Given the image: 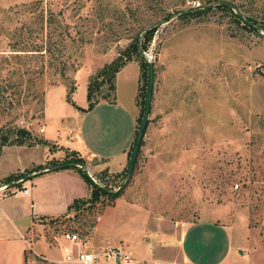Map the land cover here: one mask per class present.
Returning a JSON list of instances; mask_svg holds the SVG:
<instances>
[{
  "label": "rangeland",
  "instance_id": "1",
  "mask_svg": "<svg viewBox=\"0 0 264 264\" xmlns=\"http://www.w3.org/2000/svg\"><path fill=\"white\" fill-rule=\"evenodd\" d=\"M207 1L0 0V138L16 127H23L33 138H39L38 129L43 122L47 134L53 132L54 125L63 128L74 125L91 146L114 152L117 143L113 115L129 109L132 81L118 79L115 103L100 101L83 121L72 116L67 93L72 97L70 90L75 88L73 77L78 69L91 70L90 75H95L137 36L141 44L142 33L155 27L148 48L142 52L146 60L154 62V83L149 122L133 170L129 177H124L122 171V175L115 176L106 169L93 171L91 176L98 185L112 191L123 184L120 196L125 199L130 191L128 195H135L139 204H144L145 210L155 216L148 225L138 215L135 217V229L141 225L148 227L144 240L153 243L155 236H166L160 232L166 228L170 231L173 225L177 228L181 223L184 226L198 222L199 232H193L194 237L185 242L189 264H256L257 255L235 260L227 246L241 244L244 232L241 228L246 227L251 237L256 238L247 250L251 252L260 246L264 249V0H225L256 22L254 30L243 27L229 10L217 5L197 16L179 15ZM215 1L219 0L209 3ZM129 62H133L130 70L138 78L134 99L137 118L138 88L143 81L137 61ZM48 89V117L43 120L44 95ZM162 120L181 124L168 129L165 136H178L182 141L168 147L183 154L195 152L197 161H193L192 171L188 166L181 173H168L166 178H160L159 185L142 189L137 185L141 179L145 184L140 175L148 162V153L154 150V130ZM58 133L64 141L65 130ZM31 147L3 145L0 160H4L6 167L0 174L32 169L43 152ZM33 178L30 175L22 183L32 185ZM20 190L15 185L0 190L2 212L11 216L9 207L15 206L14 203L22 209L30 195L19 194ZM99 202L73 209L76 212L69 218V224L78 228L85 242L90 240L99 221L95 217L104 210L107 212L103 221L114 223L108 211L112 202L106 198ZM228 214L241 230L236 229L231 238L219 237L218 247L204 253L205 244L209 245L212 238L207 240L209 229L201 226L207 227L209 222L223 231L230 225L229 221L225 223ZM15 224L19 227L17 221ZM122 226L124 231L129 227L127 223ZM150 227H156L159 233L155 231L152 236ZM0 232L7 235L3 237L7 242L0 251V264H21L19 245L23 241L27 251L26 240L33 246L32 239L20 237L21 241L18 228L5 227L1 220ZM132 255L144 260L140 264H148L150 260L180 264L173 263L166 251L159 254L166 261Z\"/></svg>",
  "mask_w": 264,
  "mask_h": 264
},
{
  "label": "crops",
  "instance_id": "2",
  "mask_svg": "<svg viewBox=\"0 0 264 264\" xmlns=\"http://www.w3.org/2000/svg\"><path fill=\"white\" fill-rule=\"evenodd\" d=\"M130 66H134L133 62L125 64L116 73L115 78V92L117 89V81L119 79L122 81H132V93L131 102L130 105H128L129 109L127 110V108H125L127 113L122 110L119 113L113 115V119L115 120V122L112 123V128L113 135L117 143L114 152H106L104 150L96 149L91 146V142L89 143L88 140H86L85 135L82 136L81 134H79V128L74 125L73 126L75 127L76 131L74 132L75 134L73 133L74 135L72 134L71 137H68L69 127L63 128L59 124L54 125L53 132L47 134L45 124L46 122H43L42 125H44V130L39 133L38 137L54 145V149L50 150L48 145L43 144H35L34 146H32L31 148H33L34 151L40 149L41 152H43L41 158L36 160V162L34 161L33 166L39 164L46 166L50 160H57V163H60L66 157H68V151H75L85 160L84 170L91 178V172L93 171L96 173L101 171L102 169H106L110 174H117L123 171L125 167H127L128 151L134 139L136 128L135 119L138 113V108L134 102L137 92L138 78L130 70ZM90 73L91 70L83 72V69H78L73 77L75 80V88L72 92V98L75 104L80 108H86L88 106L86 91L88 76L90 75ZM48 91L50 90L48 89L44 95L43 116L41 118L43 120L48 117V105L46 101ZM71 106L73 108L72 116H74L78 120L81 119V121H83L84 116H86L98 105L96 104L92 109L87 111L78 109L73 105ZM167 121L162 120L159 123V126L154 130L156 134V137L154 136V138H152L153 141L155 140L153 148L154 150L153 152L148 153V162H146L140 175V178H143L145 184L141 183V179L139 181L140 183H138L137 185L142 189H145V187L147 186L150 187V185H159L160 178H166L165 175H168V173H181L184 169L188 168L189 171H192V167L194 166L193 161H197L198 154L195 152L183 154V152H179L176 149L174 150L172 147H168V145L180 143L182 141V138L178 136H165L166 132H168V129L178 128L181 126L180 123L175 125L174 122L173 125ZM61 129L65 130L66 138L64 139V141L60 138V135L58 133ZM3 151L4 149L1 148L0 156ZM92 160L96 162H93ZM5 165L6 163L4 162V160H0V170L6 167ZM6 173L7 172H2V174H0V177L5 176ZM31 174H34V172ZM24 186H28L29 191L27 193H24L21 188V190L18 192L22 195H30L28 201L26 200L23 203L22 209H20V204L14 203L15 206L11 205V207H9L11 216H9L5 211L2 212V209L0 207V220L5 227L7 226L12 230H14V228H18L19 238L21 237L23 240H25L29 236L32 239L34 249L38 253L43 254L47 259V261H44L40 264H54L50 261L60 260L63 256V246L70 247L72 253L75 254L77 253V251L83 248L87 250L97 251L108 246L122 244L121 241L125 242L122 245H126L127 248L138 259H157L166 261L164 260L165 258L160 256L162 252L166 251V253L169 252V254L171 255L170 260H172L173 263L177 261L180 264L190 263L188 258L189 251L185 247V242L190 240L191 237H194L193 232H199L198 222H187L188 224L184 226H182L181 223L177 226V228L175 227L176 225H173V228L170 231L166 228L160 231L163 232V234H166V236L163 235L161 238L155 236V242L153 243L150 240L147 241L148 239L144 240V232L148 230V227L141 225L140 228L135 229L133 225L135 223V217L138 215L140 219L146 220L147 222L144 224L148 225L154 222L155 216L152 215L149 211L145 210L146 206L144 204H139L140 202L135 198V195H128L130 191H127L126 198L123 199V195L117 197L114 202H112V206L108 210L114 217V223H112L111 225V223L106 224L105 221H103L105 212H107V210H104L102 214H99L95 217L96 220L97 217H99V221L93 227L90 240L85 242L81 239L78 228L75 225L72 226L68 222L69 218H71L72 215L76 212L73 209L68 210V205L74 199L86 198L91 193V184H89L84 179L77 168L68 166L54 171H43L42 173L36 174L34 176L32 185L24 183L23 187ZM2 188L4 187L2 186L0 190ZM5 196L6 195H3L2 198H5ZM98 203L100 202H96V204ZM148 204H151V200L147 201V207ZM15 221L18 222L19 227H17ZM228 221L230 222V225L227 224L223 231H221V229H215V226L213 224H210L209 222H207V227L201 226V228L209 229L207 240H211L212 238L209 245L205 244L202 251L204 253H208L210 250L214 251V248L218 247V245L216 244V240H218L219 237L220 239L226 237L231 238V235L234 234L236 229H243V235L241 234L243 242L241 244H236L233 246H231V243L230 246H227L229 247L227 251H229L230 256H233L235 260H239L242 256L246 257L247 255H257V260L254 258L255 262H257L256 264H264V249L262 246L256 249H252L251 252L247 250V247L253 246L256 238L251 237L246 227L241 229L240 227H236V225L233 224V218H231L230 214H228V220L226 219L225 223H228ZM125 223L129 225L126 231L123 230L122 226ZM34 229L37 232H35ZM65 229L71 232L78 233L81 242L83 243L82 246L66 240L61 232ZM150 229L152 230V236L155 235V231H157L156 227H150ZM38 230L41 233H39ZM21 231H25V234L22 235ZM172 234L173 236H175L176 234L174 239L168 238V236H171ZM5 236L7 235L2 236V233L0 232V251L2 249H5L6 245L4 244L7 242L6 239L3 238ZM126 242L128 244H126ZM202 242H204V240H202ZM19 247L21 264H28V258H31L27 254V251L24 249L23 241L21 243V246L19 245ZM137 249H139V251Z\"/></svg>",
  "mask_w": 264,
  "mask_h": 264
},
{
  "label": "trees",
  "instance_id": "3",
  "mask_svg": "<svg viewBox=\"0 0 264 264\" xmlns=\"http://www.w3.org/2000/svg\"><path fill=\"white\" fill-rule=\"evenodd\" d=\"M208 3L210 0L207 1ZM216 7L222 8V9H227L229 10L235 17V20L239 23L242 24L243 27L249 29V30H254L255 29V24L256 22L251 18L246 16L248 21L252 24L248 23H243L241 20L237 18L236 13L229 7L225 5H217ZM204 13V11H199V12H180V16L183 17H191V16H197ZM254 25V26H253ZM156 28H148L145 30L144 33L141 35V44H138L139 41V36L136 37L131 43L128 44V46L119 52V54L112 59L110 62L105 63L97 72L95 75H90L87 83V91H86V97H87V102L88 106L86 108H80L78 107L74 100L72 99L71 95L67 93V102H69L71 105L75 106L78 109H81L83 111H87L92 109L96 104H98L100 101L105 100L109 103H115L116 101V96H115V78H116V73L129 61L135 60L137 61L140 69V80L143 81V84L139 85L138 88V97L140 98L138 100V104L140 106V112L139 116L136 118V128H135V133H134V138L137 133V129L139 127V123L141 120L142 112H143V107H144V98H145V92H146V83H147V70H148V61L145 59L143 55V51L148 48L149 42L151 41L153 34L155 32ZM153 62V61H152ZM154 64V62H153ZM104 88H107V91L103 92ZM74 90H70V93H72ZM149 122V120H148ZM147 122V124H148ZM147 126V125H146ZM146 129V128H145ZM145 132V131H144ZM134 142V139H133ZM132 142V145H133ZM29 145L33 146L35 144H44L48 145L49 149H54V145L51 143H48L46 140L40 139V138H33L31 133L23 128V127H16L13 130H11L10 133H6L5 135H2L0 138V149L3 145ZM143 144V137L140 140L139 143V148ZM132 145L128 151V163L127 167L121 172L123 173V176L125 177L127 175V170H128V164H129V158L131 154V149ZM139 148L137 150V155L139 154ZM68 157H66L62 162H78L83 164L82 167L80 166H70L73 168H77L84 179L91 184V193L88 197L86 198H76L74 199L69 205H68V210L71 209H78L80 210L83 206H92L96 202L101 201L102 199L106 198L108 201L113 202L117 197L121 195L122 189L124 187L123 184H118L119 188L115 191L109 190L105 186L98 185V183H95L90 176L87 175V173L84 170V164L85 160L79 156L75 151H68ZM137 157V156H136ZM58 161L57 160H50L48 164H56ZM136 162V160H135ZM44 165H36L32 169H28L24 172L20 173H12L9 175H6L2 179H0V187L5 186V188H9L12 185H15V187L23 188V181H19L15 184H13L14 180H19L24 174L29 173L31 176H35L36 171H38L41 168L46 167ZM34 174H31L33 173ZM121 173H117L116 175H119ZM122 175V174H121Z\"/></svg>",
  "mask_w": 264,
  "mask_h": 264
},
{
  "label": "built area",
  "instance_id": "4",
  "mask_svg": "<svg viewBox=\"0 0 264 264\" xmlns=\"http://www.w3.org/2000/svg\"><path fill=\"white\" fill-rule=\"evenodd\" d=\"M44 130V125L39 127V131L42 132ZM76 131L74 126L68 128V137H71L72 134ZM95 183V179H92ZM119 188V186H118ZM117 188V189H118ZM116 189V190H117ZM24 193L29 191L28 186H24L22 188ZM99 219V217H97ZM63 237L75 244H79L82 246L81 239L76 232H71L67 229L62 230ZM26 249L29 257L31 258L28 264H40L44 261H47L45 256L41 253H38L32 246L30 241L26 240ZM63 256L60 260L50 261L53 263H74V264H138L142 261H139L134 258L131 251L122 244L108 246L104 249L92 251L87 249H81L77 251V253L73 254L71 248L68 246L62 247ZM148 264H163L160 261L150 260L147 262Z\"/></svg>",
  "mask_w": 264,
  "mask_h": 264
},
{
  "label": "water",
  "instance_id": "5",
  "mask_svg": "<svg viewBox=\"0 0 264 264\" xmlns=\"http://www.w3.org/2000/svg\"><path fill=\"white\" fill-rule=\"evenodd\" d=\"M214 5H225L229 8H231L236 13L237 18L239 20H241L243 23L251 24L248 21V19L241 13V11L239 9H237V7L233 3H230V2L225 1V0H219V1L211 2V3H207L201 7H196V8H192L189 10H185L184 12L189 13V12L204 11V10L214 6ZM147 61H148V70H147V83H146V92H145V98H144V107H143V112H142L141 120L139 123V127L137 129V133L135 135L134 142H133L132 149H131V154H130L129 164H128V170H127V177H129V175L131 174V172L133 170V166H134L136 156H137V150L139 148V143H140L141 138L144 136V131H145L148 119H149V112H150L152 94H153L154 64L151 60H147ZM74 165L80 166V167L83 166V164L78 163V162H73V161L72 162H60V163L48 165L44 168H41L38 171H36L35 173H39V172H43V171L57 170V169L65 168L68 166H74ZM29 176H30V174L26 173L19 180H14L13 184H15L19 181H25L26 179L29 178ZM3 187L5 188V186H3Z\"/></svg>",
  "mask_w": 264,
  "mask_h": 264
}]
</instances>
